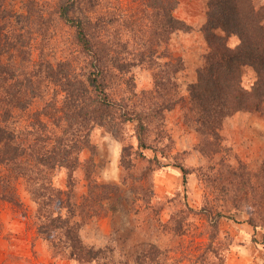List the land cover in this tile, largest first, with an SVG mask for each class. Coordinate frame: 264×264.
<instances>
[{"label":"trees","instance_id":"1","mask_svg":"<svg viewBox=\"0 0 264 264\" xmlns=\"http://www.w3.org/2000/svg\"><path fill=\"white\" fill-rule=\"evenodd\" d=\"M47 1L0 0V203L23 208L19 191L23 184L36 204L38 236L55 255L79 264H171L169 250L161 248L155 234L169 229L183 235L189 222L188 216H171L162 222L161 207H155L152 172L163 165L157 154L168 156L173 141L165 112L180 105L183 121L199 137L196 149L207 159L198 167L201 181L212 193L220 191L236 201L235 208L242 207L238 202L251 186L249 172L247 180L243 178L246 174H239L238 180L237 168L216 157L223 149L221 129L229 116L239 111L264 115L263 7L253 0H208L202 26L208 51L182 95L178 78L183 61L168 46L175 31L190 28L174 14L179 0H139L151 10L148 19L152 26L147 30L146 49L134 57L119 54L127 50L128 41L115 40L110 28L118 21L132 31L145 13L141 17L123 13L113 19L95 12V0ZM55 21L73 29L80 54L55 60L42 54L36 58L33 40L42 26ZM231 35L239 38L234 47L227 44ZM118 45L122 49L118 50ZM162 45L165 53L159 52ZM163 57L164 62L158 61ZM140 63L153 68L151 90L135 89L131 68ZM245 67L252 68L255 75L248 87L243 84ZM129 123L137 144L122 145L121 180L100 182L92 155L81 161L79 153L84 148L93 153L90 132L94 127H103L124 141ZM143 149H151L155 160L146 159ZM138 160L146 164L136 174ZM79 166L87 188L76 199L72 174L66 190L55 185L54 176L63 167L74 170ZM176 166L186 184L190 170L181 163ZM254 176L260 181V199L247 213L263 216L264 226V158ZM148 209L156 216H150ZM189 209L186 206L185 211ZM211 210H207L210 218L204 225L209 243L219 231L220 215L217 210V216H211ZM103 215H112V228L107 244L97 248L84 242L80 228L87 220ZM248 222L254 224L252 219ZM147 227H153L154 234L141 235Z\"/></svg>","mask_w":264,"mask_h":264},{"label":"rangeland","instance_id":"2","mask_svg":"<svg viewBox=\"0 0 264 264\" xmlns=\"http://www.w3.org/2000/svg\"><path fill=\"white\" fill-rule=\"evenodd\" d=\"M56 1V0H55ZM257 7H263L264 0H253ZM47 2L52 3L53 0ZM208 0H179L174 14L190 26L188 29L175 31L168 42L174 55L180 56L183 61V70L179 74V91L185 95L186 88L196 77V70L202 64L204 54L208 51V43L202 31L206 21ZM19 4V3H18ZM18 9H20L18 7ZM141 9H144L142 12ZM21 10V9H20ZM95 12L107 15L108 18H118L126 13L135 14L145 18L140 19L134 30H128L114 21L110 28L112 37L121 42L128 41L127 50L119 54H138L146 49L151 23L149 16L151 10L140 5L139 0H95ZM264 24V19H263ZM138 28H143L139 31ZM148 30V31H147ZM146 31V32H145ZM120 32L122 36L120 37ZM221 33V31H218ZM239 42L236 35L227 38V44L234 47ZM33 54L36 58L43 57L55 60L66 54H80L74 39V31L65 23L55 21L52 25L46 23L41 33L33 40ZM117 49L122 47L119 45ZM165 45L159 52L165 53ZM165 57L158 59L164 62ZM153 68L147 64H136L131 68L135 79L137 92L153 88ZM254 71L250 67L244 68L243 84L248 87L254 80ZM140 99L141 96L139 97ZM40 104L36 102L37 107ZM165 124L172 137L171 149L168 156L158 153L161 166H155L152 172L153 187L156 194L155 207L159 209L162 222H168L171 216H188L189 229L183 235L173 234L164 229L155 234L157 242L163 249L169 250L171 264H264V226L263 216H249L247 211L252 210L254 204L260 199V181L254 176L260 169L264 158V115L254 111H239L229 116L221 129L223 149L216 157L225 159V164H233L236 178L239 174L248 173L251 177L250 188L247 194L238 203L243 205L238 209L233 206L231 198L228 199L223 192H211L199 176L198 167L206 164L207 159L196 149L199 137L182 118L180 105L165 112ZM124 141L118 140L105 128L96 126L90 132V142L93 149L84 148L79 153L81 161L91 157L97 164L95 176L100 182H119L123 169L120 164V153L123 143H132L136 147V138L132 134V123L126 127ZM151 140L154 134L151 133ZM146 159L155 160V153L151 149L142 150ZM223 162V163H224ZM239 162V163H238ZM184 164L189 170L187 182L183 184V175L176 164ZM243 164L245 168H243ZM145 160H138L134 170L136 174L143 170ZM247 171V172H246ZM69 174L75 181L74 197L79 198L86 191V179L82 166L74 170L63 167L56 171L54 183L66 190ZM247 180V174L243 176ZM23 208L16 207L7 202L0 203V264H79L78 262L57 256L48 243L38 236L34 225L35 202L30 198L23 184L19 185ZM261 194V193H260ZM186 206L190 209L185 211ZM212 209L211 216L219 210L217 217L219 231L211 243L209 233H205V224L210 218L208 209ZM150 216L153 209H148ZM26 215H24V214ZM123 213H120L122 216ZM132 216H136L133 215ZM144 216V215H138ZM249 219L254 224L248 222ZM112 228V215L93 217L87 220L80 228V234L85 243L95 247H104L109 239ZM138 231V229L136 228ZM135 230V231H136ZM162 230V229H161ZM155 229L144 228L141 235L154 234ZM202 232V233H201ZM208 246V247H207ZM202 254L203 257L198 256Z\"/></svg>","mask_w":264,"mask_h":264}]
</instances>
